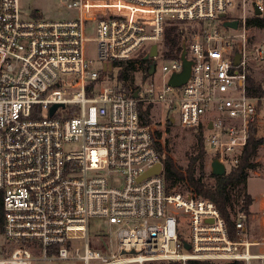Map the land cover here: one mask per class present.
<instances>
[{
    "label": "built area",
    "instance_id": "1",
    "mask_svg": "<svg viewBox=\"0 0 264 264\" xmlns=\"http://www.w3.org/2000/svg\"><path fill=\"white\" fill-rule=\"evenodd\" d=\"M248 1L61 0L73 17L48 19L38 8L24 14L21 0H0V264L264 259L253 250L264 245V193L256 200L258 237L250 238L249 216L240 214V237L231 239L212 200L167 190L161 130L140 115L141 105H166L170 119L177 109L183 127L204 129L210 164L218 158L227 172L239 164L264 102L247 92L249 61L264 59V45L249 51L246 26L248 17L264 16V0H253L251 15ZM224 18L239 26H224ZM172 20L202 25L186 44L191 75L179 87L169 81L183 70L181 55L160 53ZM88 24L95 26L96 60L87 55ZM155 43L151 59L165 60L158 83L143 65ZM137 73L150 81L131 83ZM159 162L160 173L139 180ZM107 171L122 172V184L110 185ZM92 218L116 227L115 250L106 234L103 245H91Z\"/></svg>",
    "mask_w": 264,
    "mask_h": 264
},
{
    "label": "rangeland",
    "instance_id": "2",
    "mask_svg": "<svg viewBox=\"0 0 264 264\" xmlns=\"http://www.w3.org/2000/svg\"><path fill=\"white\" fill-rule=\"evenodd\" d=\"M22 1V9L24 10V14H29L35 8L42 10L45 18H68L73 17L75 14L74 10L63 6L61 0H21ZM252 4L253 0H249L247 4V13L251 15L252 13ZM236 13L241 14V10L236 8ZM254 16H250L251 18ZM247 18V19H248ZM226 18L223 19L225 21ZM185 26L189 30L187 35L189 39H191L192 35L195 32H199L202 28V25L196 22L186 23ZM248 49L249 51H253L254 48L258 45H264V28L252 26L248 27ZM87 36L90 38V41L87 44V55L90 59H97L98 56V44L92 39L95 36V26L94 24H88ZM188 39V40H189ZM163 44L160 43V53L163 51ZM165 63V60L160 55L158 57L157 69L155 73L152 75V80L158 83L161 79V66ZM127 68V74H128ZM248 74L254 80L256 84H261L264 89V59L263 60H253L250 59L248 66ZM129 81L131 83H135L136 85L144 86L150 80L145 81L144 75L142 73H137L134 75L129 74ZM263 98V96H259ZM166 105H160L156 107H151L150 110V118L156 124L158 129L161 130L162 133V143L166 142L167 149L166 153L170 155L176 162V164L181 168H186L189 165L190 157L195 155L198 152V137L202 135L204 139L205 131L201 127L190 128L183 127L180 124L179 120V112L177 109L172 111V115L175 118L174 122H169L170 114L167 111ZM255 128V137L261 140L260 145L258 146L257 155L255 158L256 166L255 168H250L247 171V179L246 183L240 184L232 189V214L234 218H238L240 214V210L243 206V197L246 190L250 192L253 198V203L250 208L249 224L248 229L250 233V238H257L259 233L258 229V219L257 216L258 210L256 202L257 198H261L264 193V102L259 104V118L257 122L253 125ZM78 145L68 144L65 146V149H74L77 148ZM204 158L202 161H198L196 163V174L200 175L204 173L205 177H208V173L211 172L210 167V148L204 142ZM230 171V170H229ZM106 177L110 185H121L124 177L122 172H106ZM181 185H176L174 190L180 191ZM184 194H188L185 192H181ZM103 234H106L108 237L107 244L110 250H115L117 247V236H116V227H110L106 220L100 218H92L89 228V237L92 246L100 247L102 242ZM182 235L185 239H188L190 236L189 227L186 226L182 229ZM5 242V236L0 231V248ZM262 250L264 252V245L253 246V250L259 251ZM214 262V261H213ZM217 263H228V262H217ZM33 264H80L77 260H43V259H35ZM145 264H166V262L162 261H151ZM252 264H264V259H255L252 261Z\"/></svg>",
    "mask_w": 264,
    "mask_h": 264
},
{
    "label": "trees",
    "instance_id": "3",
    "mask_svg": "<svg viewBox=\"0 0 264 264\" xmlns=\"http://www.w3.org/2000/svg\"><path fill=\"white\" fill-rule=\"evenodd\" d=\"M185 21L172 20L166 28L165 38L163 42L165 58L180 56L188 42V29L185 26ZM246 26H257L264 28V16H254L246 20ZM153 59H144V75H149L150 64ZM118 72V71H117ZM121 74V71L118 72ZM247 92L252 96H263L264 89L261 84H256L248 74L247 77ZM140 115L145 123H151L150 107L146 110L140 106ZM171 123V119L169 118ZM255 128L252 125L248 142L242 152L240 162L224 175H214L208 173L206 178L204 173L196 174V163L204 158L205 148L202 135L198 137V152L190 157L189 165L186 168L179 167L174 159L166 153V142H160L158 147L161 153L164 165V177L167 184V190L174 192L176 185H181L180 191L188 192V194L197 195L212 200L218 207L223 216L229 230L230 238L237 240L239 230L236 225V218L232 214V189L240 184L246 183L247 171L250 168H255V158L258 151V146L261 143L260 139L255 137ZM158 136L162 137V133L158 132ZM2 192L0 191V231L3 230L4 214L2 204ZM253 203L252 195L248 190L244 193L243 206L240 214L250 215V208ZM239 214V215H240ZM238 215V216H239ZM188 264H245L243 260H235L228 263H217L209 260H190Z\"/></svg>",
    "mask_w": 264,
    "mask_h": 264
},
{
    "label": "water",
    "instance_id": "4",
    "mask_svg": "<svg viewBox=\"0 0 264 264\" xmlns=\"http://www.w3.org/2000/svg\"><path fill=\"white\" fill-rule=\"evenodd\" d=\"M256 14H261V12L257 9L256 10ZM223 16V15H222ZM224 26L226 27H231V28H237L239 26V20L235 19V20H226L224 22ZM158 53V49H157V44H153L152 48H151V52L146 55L145 59H151L154 56H156ZM181 58L183 60V70L181 72L175 73L171 76L169 84L174 86V87H179L181 85H183L184 83H186L188 81V79L190 78L191 75V66H192V61L190 59L187 58V48L185 45V48L181 54ZM240 62V55L237 54L236 59H235V64H238ZM155 72V63L152 62L150 64V69H149V74H153ZM135 96L138 95V93H134ZM58 104H54L51 108L50 111V115H53L54 112L56 111V109L58 108ZM174 118L171 117V121L174 122ZM209 127H212V124L209 125ZM162 163H157L155 166H153L152 168L148 169L140 178L139 180H142L145 177H148L152 174H158L160 173L161 169H162ZM211 167V172L214 175H224L227 170L225 165L218 159V158H214L211 161L210 164ZM185 247L187 249L191 248V245L187 242H185Z\"/></svg>",
    "mask_w": 264,
    "mask_h": 264
},
{
    "label": "flooded vegetation",
    "instance_id": "5",
    "mask_svg": "<svg viewBox=\"0 0 264 264\" xmlns=\"http://www.w3.org/2000/svg\"><path fill=\"white\" fill-rule=\"evenodd\" d=\"M155 71H156V65H155Z\"/></svg>",
    "mask_w": 264,
    "mask_h": 264
}]
</instances>
